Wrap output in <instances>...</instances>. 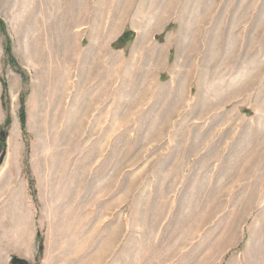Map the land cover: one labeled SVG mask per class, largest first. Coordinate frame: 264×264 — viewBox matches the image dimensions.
<instances>
[{
  "label": "rangeland",
  "instance_id": "obj_1",
  "mask_svg": "<svg viewBox=\"0 0 264 264\" xmlns=\"http://www.w3.org/2000/svg\"><path fill=\"white\" fill-rule=\"evenodd\" d=\"M87 1L0 0L11 124L24 100L26 137L53 151L62 137L78 186L95 169L90 204L127 216V243L105 263L264 264V0H96L97 25L78 44L84 79H59ZM113 9L139 27L103 30Z\"/></svg>",
  "mask_w": 264,
  "mask_h": 264
},
{
  "label": "crops",
  "instance_id": "obj_2",
  "mask_svg": "<svg viewBox=\"0 0 264 264\" xmlns=\"http://www.w3.org/2000/svg\"><path fill=\"white\" fill-rule=\"evenodd\" d=\"M87 2L89 7L85 23L72 29L73 33L80 37L75 57L70 62L68 58L65 61L61 52V58L56 61V66L62 73L58 75L59 79L79 81L84 79L85 73L80 68L84 62L79 57L78 44L95 29L99 16L96 0ZM113 2L116 5L117 0ZM113 12L116 11L112 10V16L103 14V30H110V27L115 25L139 27L136 19L131 20L128 16L119 21L117 18L114 19ZM147 20L150 25L154 22L150 16ZM107 44L110 47L111 41ZM4 63L5 49L1 44L0 77ZM68 63L79 64L80 70L71 72L74 68H68L70 72L66 74L65 70L69 65L65 67L64 64ZM25 70H28L27 66ZM34 71L38 70L34 68ZM73 85V81L70 82L68 86L72 88L69 87L68 90H73ZM68 90L66 95H71ZM76 91L80 94L81 88L74 89V92ZM85 91L88 96L93 97L91 102L94 105L96 85L87 86ZM3 93L4 86L0 78V131L7 120ZM62 126V121H59L57 128L61 130ZM28 128V122L24 131L21 121L12 117L7 139V154L0 166V264H9L13 256L35 263L39 253V235L42 236L40 237L44 247L40 264H100L104 262L103 256L111 258L115 250L119 251L122 249L120 246L124 247L127 243V216H111L110 208L102 211L97 207L95 195L90 204L86 192H89L92 184L90 178L94 180L95 169H92L91 176L88 171L78 186L76 182L81 179L83 173L80 175V171L74 170V175L70 174L69 165L64 163L62 137H59L60 141L57 137L53 139L56 150L60 144V151H53V142L46 137L44 142L35 136L28 139L25 135ZM65 170L68 175L63 174ZM103 212L104 214H101ZM110 258L105 259L106 263L103 264H111Z\"/></svg>",
  "mask_w": 264,
  "mask_h": 264
},
{
  "label": "trees",
  "instance_id": "obj_3",
  "mask_svg": "<svg viewBox=\"0 0 264 264\" xmlns=\"http://www.w3.org/2000/svg\"><path fill=\"white\" fill-rule=\"evenodd\" d=\"M130 36H132L131 33H125L123 37L119 40V42L115 45V48H124V46H126L127 43L129 42ZM6 53L8 57L11 58L12 55H11V48H10L9 42H7ZM18 72L24 78V75H25L24 72L21 69H18ZM4 88H5V85H4ZM20 121H21L23 130H25L27 120H26V109L24 107V100H22ZM10 128H11V120L10 118H7L5 125L0 131V166L3 164L6 154H7V139L9 137ZM38 241H39V253H38L36 263H31L17 256H13L11 259V264H40V259H41V256L43 255V250H44L43 242H42L40 235L38 236Z\"/></svg>",
  "mask_w": 264,
  "mask_h": 264
}]
</instances>
